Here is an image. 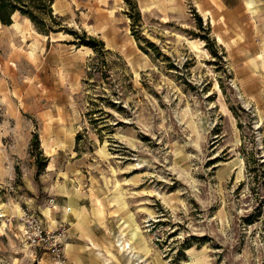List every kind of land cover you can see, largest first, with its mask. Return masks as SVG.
Masks as SVG:
<instances>
[{"label": "rangeland", "instance_id": "obj_1", "mask_svg": "<svg viewBox=\"0 0 264 264\" xmlns=\"http://www.w3.org/2000/svg\"><path fill=\"white\" fill-rule=\"evenodd\" d=\"M54 9L0 21V264H51L29 211L66 264H264V0Z\"/></svg>", "mask_w": 264, "mask_h": 264}, {"label": "trees", "instance_id": "obj_2", "mask_svg": "<svg viewBox=\"0 0 264 264\" xmlns=\"http://www.w3.org/2000/svg\"><path fill=\"white\" fill-rule=\"evenodd\" d=\"M57 0H0V21L4 25H10L13 23V17L19 14L23 17H27L35 25L37 30L43 34H51L57 24H61V17L55 13L54 4ZM75 34L80 35L79 32ZM83 41L82 43L90 44L96 48V43L92 41H98L96 37L87 35L84 31L81 36H78ZM100 44H104L100 40ZM39 136L35 134V145L38 147ZM79 135L77 142H79ZM42 168V166H41Z\"/></svg>", "mask_w": 264, "mask_h": 264}, {"label": "built area", "instance_id": "obj_3", "mask_svg": "<svg viewBox=\"0 0 264 264\" xmlns=\"http://www.w3.org/2000/svg\"><path fill=\"white\" fill-rule=\"evenodd\" d=\"M24 232L32 244L46 248L52 258L51 264H66L65 242L68 229L65 223L55 229H49L34 212H25L23 216Z\"/></svg>", "mask_w": 264, "mask_h": 264}, {"label": "crops", "instance_id": "obj_4", "mask_svg": "<svg viewBox=\"0 0 264 264\" xmlns=\"http://www.w3.org/2000/svg\"><path fill=\"white\" fill-rule=\"evenodd\" d=\"M71 213H74V212H71ZM71 247H72V244L71 243H67V249H70Z\"/></svg>", "mask_w": 264, "mask_h": 264}, {"label": "bare ground", "instance_id": "obj_5", "mask_svg": "<svg viewBox=\"0 0 264 264\" xmlns=\"http://www.w3.org/2000/svg\"><path fill=\"white\" fill-rule=\"evenodd\" d=\"M14 18V17H13ZM68 210H71V208H69Z\"/></svg>", "mask_w": 264, "mask_h": 264}]
</instances>
